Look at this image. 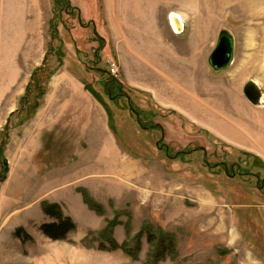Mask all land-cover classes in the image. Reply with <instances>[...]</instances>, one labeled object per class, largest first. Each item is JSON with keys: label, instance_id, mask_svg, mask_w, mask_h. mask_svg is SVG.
I'll return each instance as SVG.
<instances>
[{"label": "rangeland", "instance_id": "rangeland-1", "mask_svg": "<svg viewBox=\"0 0 264 264\" xmlns=\"http://www.w3.org/2000/svg\"><path fill=\"white\" fill-rule=\"evenodd\" d=\"M126 1L123 14L121 0H0V264H264L263 158L205 110L188 115L151 94L164 79H143L154 54L142 33L158 3L166 38L189 40L191 22L209 14L211 49L230 28L245 48L257 36L249 27L264 28L262 0L242 10L240 0ZM178 9L192 18L177 35L169 17ZM247 63L263 73L247 81L264 88V53ZM49 206L75 226L63 239L44 231L60 223ZM114 220L111 237L133 253L102 241ZM150 231L169 235L164 250Z\"/></svg>", "mask_w": 264, "mask_h": 264}, {"label": "crops", "instance_id": "crops-1", "mask_svg": "<svg viewBox=\"0 0 264 264\" xmlns=\"http://www.w3.org/2000/svg\"><path fill=\"white\" fill-rule=\"evenodd\" d=\"M121 1L123 2H120L119 4H123L122 7L126 9L123 11L124 14L126 11H129L126 6V3L129 1ZM175 1H179L180 4L182 2V0ZM189 1L194 3V0ZM255 1L256 0H240L238 4L239 6H243V8L240 6L238 10L244 9L246 5L248 6L250 3H255ZM262 2L264 5V0H262ZM178 10L173 13L176 14L183 23L181 32H176L170 23L172 28L171 31L177 35L187 30V21L192 18L188 10H186L185 13V10L183 11V9ZM239 13H241L242 17H246L248 19L253 15L250 11H243ZM147 14L155 18V21L153 22L155 26L150 22L146 32H142L144 36L149 38V40L147 42L145 41V44L143 45L145 54L151 52L154 54V57L153 63L144 59L145 62L143 61V71L145 72V75H143V79L144 77H151L150 75H158L165 80L158 82L160 88L158 87L157 90L155 88H151L153 92H149H151V94L154 93L153 95L156 96V93H159L158 91H160L162 93V97H165L166 99L171 98V101H169L168 104L176 105L177 110L180 109L179 111H183L184 113H186L184 110L185 108H189L190 110H205V114L203 113L205 116L199 113H193V115L197 114V116L206 117L209 119L208 121L216 122L225 132L238 133L239 135L234 136L240 139L242 143H246L247 139L250 138V140L255 144L257 155L264 160V88L261 87L260 79L258 78H256L257 81L254 79H250V82L247 81V77L250 78L254 75L260 77L263 75L259 68H256L257 70L255 69L253 71L248 69L249 64L247 63V56L252 53L255 57H257L259 54L264 53V28L256 30L254 27H249V29H251V35L254 36L255 33L257 36L261 35V38L258 39L256 38L257 36H254L252 43L249 44V42H247L245 44V48L241 47V49L236 30L232 28L227 29V31L232 35L234 41L233 62L228 68L221 71H215L209 64V58L217 45L216 44L213 49H211L216 35V25L215 23H211L212 21L214 22V19H211L213 16L211 17L209 14H204L205 16H200L196 23L191 22L192 25L190 26L191 31L188 37L189 40L184 41L182 36L177 37L171 35L172 38H166L165 35H167V31L163 30L159 26L158 21V18L161 15L160 4H154ZM201 17L206 18L203 19ZM250 19L252 20V18ZM136 20L140 22V19L136 18ZM204 25H207L206 31L201 28ZM119 29V33H121V27H119ZM133 30L134 28H130L129 34ZM130 35L131 38L134 37L136 39L138 37V34L135 35L131 33ZM131 41L134 42L133 38ZM136 42L137 40L135 43ZM124 43L128 47L127 44L129 42L127 39L124 40ZM133 51H135V49L130 48L129 53L132 58L134 56ZM238 51L244 52V54L240 59L239 67L232 70V65L236 60ZM251 62L252 61L250 60V63ZM255 64V67H257L258 60ZM166 68H169L170 73L174 75L175 79L167 77L164 72ZM249 83H253L259 88L262 94L260 101L262 106L253 105L246 97L245 89ZM156 98L160 101L157 96ZM234 98H236L237 101L234 100L233 102H236L232 103ZM244 100L247 102H243ZM241 104L244 107H241ZM259 104L260 103L257 105ZM166 107L173 108V106ZM249 113L252 115L256 114L259 119H253L252 115ZM228 117H238L239 120H232Z\"/></svg>", "mask_w": 264, "mask_h": 264}, {"label": "trees", "instance_id": "trees-1", "mask_svg": "<svg viewBox=\"0 0 264 264\" xmlns=\"http://www.w3.org/2000/svg\"><path fill=\"white\" fill-rule=\"evenodd\" d=\"M86 202L91 206L90 208L94 211H96L98 214H103V211L101 210V206H93L91 199L87 196ZM61 210L58 209L57 206H49L46 208L45 212L47 215L51 216L52 218H55L60 221V223L57 224H51L44 226L45 233L54 240H60L63 239L67 233L74 230L75 226L74 224L69 220H65ZM115 221V222H114ZM112 222H109V225L105 228V231L101 234V239L104 243H109V246L112 250L116 249H123L127 254L133 253L131 249H128L126 246H120L112 237V228H114V225L116 224L117 220H114ZM151 229V228H150ZM23 230L20 229L17 233H22ZM149 235V242L154 243L155 241H159L157 243V249H163L164 250V244L166 242V234H163L161 231V235H156L152 233V231L148 232ZM168 239V238H167ZM102 248H105L104 244H101Z\"/></svg>", "mask_w": 264, "mask_h": 264}, {"label": "water", "instance_id": "water-1", "mask_svg": "<svg viewBox=\"0 0 264 264\" xmlns=\"http://www.w3.org/2000/svg\"><path fill=\"white\" fill-rule=\"evenodd\" d=\"M170 23L176 32H181L183 23L176 14L170 15ZM234 57V41L232 35L227 31L223 30L220 33L218 43L209 58V64L215 71H221L228 68L233 62ZM245 95L250 102L257 105L261 101L262 94L259 88L249 83L245 89ZM4 165L7 166L8 162L5 161Z\"/></svg>", "mask_w": 264, "mask_h": 264}, {"label": "flooded vegetation", "instance_id": "flooded-vegetation-1", "mask_svg": "<svg viewBox=\"0 0 264 264\" xmlns=\"http://www.w3.org/2000/svg\"><path fill=\"white\" fill-rule=\"evenodd\" d=\"M119 97H120V98H124V99H125V98L128 99L127 96L124 97V95H122V94H119ZM131 112H133V110H131Z\"/></svg>", "mask_w": 264, "mask_h": 264}, {"label": "bare ground", "instance_id": "bare-ground-1", "mask_svg": "<svg viewBox=\"0 0 264 264\" xmlns=\"http://www.w3.org/2000/svg\"><path fill=\"white\" fill-rule=\"evenodd\" d=\"M135 40V39H134ZM136 41V40H135ZM55 84H56V82H55ZM56 86H58L57 84H56ZM54 88V87H53Z\"/></svg>", "mask_w": 264, "mask_h": 264}]
</instances>
